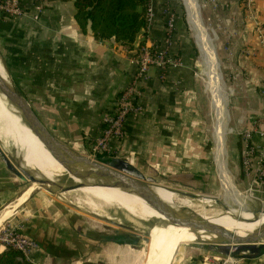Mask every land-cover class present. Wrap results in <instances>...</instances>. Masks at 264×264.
Listing matches in <instances>:
<instances>
[{
    "label": "crops",
    "instance_id": "0c3cea01",
    "mask_svg": "<svg viewBox=\"0 0 264 264\" xmlns=\"http://www.w3.org/2000/svg\"><path fill=\"white\" fill-rule=\"evenodd\" d=\"M22 2L29 11L27 14L20 17L0 14V58L14 86L51 133L71 148L84 147L99 134L102 111L117 103L120 92L136 71L137 66L131 61L134 50L85 32L72 0ZM150 2L154 16L145 43L164 42V9L172 7L177 17L170 48L181 63L170 67L164 77L155 67L150 69L141 83L142 112L128 117L126 135L116 143L118 155L109 158L126 160L135 167L136 161L142 160L159 174L197 187L209 177L214 163L198 104L195 41L178 0ZM35 4L43 5L44 9L38 21L30 13ZM204 5L214 11L210 22L221 44L216 59L236 94L234 120L237 119L236 127L243 130L251 117L264 115L261 95L264 47L256 33V21L264 27V0H256L255 18L247 14L242 0H205ZM236 147L233 153L237 151L238 155L234 163L240 170L241 149ZM2 168L0 163V208H6L0 213V225L20 228L39 242L40 248L31 254L30 260L35 264L91 262L84 251L79 252L72 245L78 235L89 234V229H80L42 194L31 193L23 203L32 184L17 196V187L12 186L15 179L2 172ZM13 199L20 205L11 209ZM127 248V243L109 241L101 252V261L92 262L124 264ZM2 250L4 246L0 243ZM248 259V264H264V254Z\"/></svg>",
    "mask_w": 264,
    "mask_h": 264
},
{
    "label": "rangeland",
    "instance_id": "374dc122",
    "mask_svg": "<svg viewBox=\"0 0 264 264\" xmlns=\"http://www.w3.org/2000/svg\"><path fill=\"white\" fill-rule=\"evenodd\" d=\"M197 1L200 8L199 11L202 22L207 30V35L209 36V40L213 47V54L217 55V57L214 56V59L218 64V59L216 58H219L218 51L220 49L221 44L218 38V33L217 31H215L213 25L210 22L214 11H212L209 6L204 5L205 0ZM178 3L180 5V10L183 17L186 18L189 23V31L191 33L192 39L195 41V46L197 49V76L200 93L198 104L200 116L202 118L203 129L207 133L208 139L206 144L209 148V155L211 159H213V168L210 170L211 174H209V177L205 178L201 184H198L200 186L193 188V186L191 185L178 183L177 181H175V178H168L170 177V175L159 174L156 169H152V167L147 166L149 164L143 162L142 160L138 162L136 161V167L141 169L142 172L145 173L147 176H153L158 179L159 184L163 186L158 185L154 187L155 192L166 203L177 208H184L194 204L193 207L196 210L204 208L206 211L210 212H224L229 209H237L239 206L230 197V195L227 194L225 190V183L223 179V174L221 172V158V160H223L224 167L226 166L225 169L227 170V174L232 180V187L235 188V190L239 194V198H241L240 200L242 201L244 206L252 212L260 213L264 209V195L261 197V199H251L249 197L248 193H246L247 182H244V180L246 181V179L244 177L243 170L241 167L240 170L239 168H237V162L234 163V161L237 160L238 152L235 151V153H233V150L236 149V146L238 145V148L241 149V159L239 162L240 165H242L243 147L242 138L240 134L242 128L240 126L237 128L235 125L237 123V119L234 120V110L237 100L236 94H233L231 86L228 83V80L226 79V75H224L220 68L219 73L222 77V95L224 96V101L226 103L227 108L226 129L224 135L225 142L222 152L223 156L220 157L217 143L219 133V121L218 116L216 115V108L214 105V92L210 87L212 79L209 76V73H207L208 69L206 68L205 63L203 61V53L197 42L195 36L196 32L193 29L188 18V12L184 4V0H178ZM8 75L10 81L12 82L10 73H8ZM36 106L37 108H39V105ZM107 109L108 108H105L102 111V114ZM97 136H95L91 141H89V143L84 147L76 146L72 149L94 160H98L97 156H95V153L93 151L94 142ZM5 144L7 149L3 146V141L0 138V163H2L4 167L2 168V172H4L9 177L15 179L16 184H12V186L17 187L16 194L17 196H20L29 188L31 182L27 177H20L11 169H9L5 163L4 157H8L11 163H13V165H15V167L19 169H22V167L20 166L21 161H30L31 159L35 160L36 157L30 151H28L29 149L27 148V146H25L21 138L17 137L14 133L10 131L6 137ZM114 150L116 153L114 152L115 154H112L118 155L117 145L115 143ZM34 160H31V162H33L35 167H25L26 170H28L29 172L35 170L37 172L38 177H44L42 169L38 167L37 162H35ZM61 168L63 169L64 167ZM54 183L57 186H48L40 184V186L45 187H39L32 193H39L47 197V201H50V204L52 206L57 208L59 212H63V215L67 217L70 221H73V223H75L80 229H83L85 227L89 229V234L78 235L72 244L77 251H84V255H86L87 257L82 255V258L86 257L89 259V261H91H85V264H93L94 262L92 261H101V252L103 248L108 245L109 241L107 239L111 237L126 238L128 241L132 242L131 244H135L139 248H142L136 249L132 247V245L128 244L126 259L127 261L124 264H146V258L144 257L143 250L146 248L147 244L145 241V237L147 236V232L149 231L150 227L156 221L155 219H140L138 217L133 216L123 208H119L117 206L104 207L100 215L95 214L87 204H80L77 202L78 199H83V194L78 190L75 182L71 178H69L67 174L57 176L54 180ZM34 185L35 183L32 184V187ZM164 185H166V187ZM210 195L212 197L216 196L217 199L211 198V201H208V203L205 202L204 199L206 197H210ZM17 199H13V201H11V204L14 203ZM5 208L6 207L0 208V213H2ZM221 245L223 246L224 244L219 240L208 239H204L203 241L186 242L182 244V248H180V250L178 251L174 264H198L201 261L205 263L207 261L209 264H222L226 260L229 262L233 261L234 264H248L249 259L248 257L244 256V253L241 252L234 256L224 254L219 249ZM81 246H85L84 249H81ZM212 259L215 260L212 261ZM96 263L99 264L98 262H95L94 264Z\"/></svg>",
    "mask_w": 264,
    "mask_h": 264
},
{
    "label": "bare ground",
    "instance_id": "6f19581e",
    "mask_svg": "<svg viewBox=\"0 0 264 264\" xmlns=\"http://www.w3.org/2000/svg\"><path fill=\"white\" fill-rule=\"evenodd\" d=\"M187 8L188 18L195 30L196 39L203 53V61L212 79L210 87L214 92V105L218 116V148L220 157L223 156L224 135L226 129L227 108L222 95V78L219 73L218 64L214 59L213 47L207 35V30L200 16V8L197 0H184ZM216 58V57H215ZM0 74L9 81V75L0 58ZM10 82V81H9ZM0 138L3 146L7 149L5 140L9 131L20 137L25 146L36 159L38 167L42 169L44 177H37L31 182L35 185L26 192L23 203L30 194L40 186H57L53 181L57 176L64 175L66 171L46 149L40 139L33 133L27 125L23 113L17 105L11 102L6 95L0 92ZM228 121V120H227ZM23 145V144H22ZM25 148V147H24ZM25 151V150H24ZM27 152V151H26ZM28 154V153H27ZM25 156V155H24ZM29 158V157H28ZM21 161L23 167L33 168V162ZM221 172L225 183V190L228 195L238 204V208L229 209L224 212H210L204 208L196 210L193 206L183 209L200 221H208L235 233L238 236L246 237L262 229L264 223V209L260 213H254L247 209L239 198V194L232 187V180L227 174V170L220 158ZM39 184V185H37ZM78 190L83 194V199H78L80 204H87L91 210L100 215L104 207L117 206L123 208L135 217L143 220L155 219L150 227V242L146 244L144 257L146 264H174L176 256L182 244L193 241L217 240L216 234L202 230H195L183 224L171 223L163 211L162 205L155 199L147 198L138 192L115 187L82 186ZM210 198H213L210 196ZM208 203L209 199H204ZM230 201V200H229ZM20 205L16 200L11 204V209ZM204 205V203H203ZM208 208V207H207ZM257 220V221H256ZM198 238V239H196ZM200 239V240H199ZM142 240V239H141Z\"/></svg>",
    "mask_w": 264,
    "mask_h": 264
},
{
    "label": "built area",
    "instance_id": "2783aa9c",
    "mask_svg": "<svg viewBox=\"0 0 264 264\" xmlns=\"http://www.w3.org/2000/svg\"><path fill=\"white\" fill-rule=\"evenodd\" d=\"M255 2L256 0H242L247 14L252 18L256 17ZM43 11V5L35 4L30 13L33 19L38 21ZM28 12L22 0H0V14L4 16L20 17ZM153 16L154 9L150 2L148 8L149 22ZM164 17L166 31L164 42L151 45L145 43L132 56L131 61L137 66L136 71L127 86L120 92L117 103L105 110L101 116L100 132L93 146V151L97 157L99 154L114 153V143L120 142L126 135L125 127L128 117L131 114L142 112L139 103L141 83L147 77L150 69L155 67L160 71L161 77H164L170 67L181 63L173 55L170 48L176 29L177 14L169 6L164 9ZM256 33L264 47V27L257 21ZM261 95L264 98V86ZM241 138L243 144L242 170L247 182L246 193L251 199H261L264 195V115L251 117L249 124L241 132ZM0 243L4 249L7 247L18 249L28 260H30L31 254L40 248L36 239L10 224L0 226ZM222 264H234V262L226 260Z\"/></svg>",
    "mask_w": 264,
    "mask_h": 264
},
{
    "label": "water",
    "instance_id": "95a60500",
    "mask_svg": "<svg viewBox=\"0 0 264 264\" xmlns=\"http://www.w3.org/2000/svg\"><path fill=\"white\" fill-rule=\"evenodd\" d=\"M92 25L93 21L89 19L87 31L91 35L93 34ZM142 36L143 32L138 34L135 42L136 47L140 46ZM110 41L111 43H115V37H112ZM9 81L0 74V92L19 107L25 117L27 125L44 144L52 157L64 167L66 170L65 174L75 182L77 188L82 186L115 187L141 193L147 198L157 200L162 205L163 211L171 223L183 224L195 230L216 234L219 238L217 240L224 244L219 248L224 254L234 256L242 252L245 257H253L261 252L264 247V223L261 225L262 229L260 231L246 237H241L224 227L194 218L182 207L177 208L166 203L155 192L154 187L161 185L158 180L155 177L145 175V173L128 161L112 159L108 163H103L74 151L71 147L58 140L45 126L25 96ZM5 161L9 169L20 177L25 176L30 182L37 177L35 170L29 172L21 163L20 166L22 169H19L11 163L8 157H5ZM164 186L166 187V185ZM213 198L217 199L216 196H213ZM149 235L150 233L148 231L145 237L146 243L150 242ZM127 244L132 245L136 249H142L135 244L129 242Z\"/></svg>",
    "mask_w": 264,
    "mask_h": 264
},
{
    "label": "trees",
    "instance_id": "16d2710c",
    "mask_svg": "<svg viewBox=\"0 0 264 264\" xmlns=\"http://www.w3.org/2000/svg\"><path fill=\"white\" fill-rule=\"evenodd\" d=\"M76 9V17L85 32L88 20L93 21V36L96 39L110 41L112 37L118 44L137 53L145 44L148 33V8L150 0H72ZM143 32L141 44L135 46L139 33ZM112 154H99L98 160L108 163ZM108 241L132 243L123 237H111ZM264 253L261 252L255 256ZM0 264H35L28 260L21 251L7 247L0 251Z\"/></svg>",
    "mask_w": 264,
    "mask_h": 264
},
{
    "label": "flooded vegetation",
    "instance_id": "af4514ba",
    "mask_svg": "<svg viewBox=\"0 0 264 264\" xmlns=\"http://www.w3.org/2000/svg\"><path fill=\"white\" fill-rule=\"evenodd\" d=\"M193 188H195V187H193ZM204 190H205V189H204ZM205 199H209V201H211V200H212L210 197H206Z\"/></svg>",
    "mask_w": 264,
    "mask_h": 264
}]
</instances>
